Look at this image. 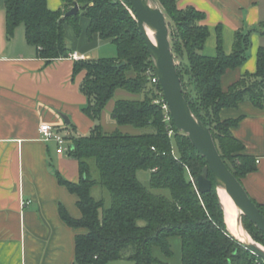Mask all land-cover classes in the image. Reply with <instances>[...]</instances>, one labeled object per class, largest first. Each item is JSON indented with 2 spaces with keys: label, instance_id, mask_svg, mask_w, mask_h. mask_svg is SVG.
Listing matches in <instances>:
<instances>
[{
  "label": "trees",
  "instance_id": "16d2710c",
  "mask_svg": "<svg viewBox=\"0 0 264 264\" xmlns=\"http://www.w3.org/2000/svg\"><path fill=\"white\" fill-rule=\"evenodd\" d=\"M63 9L51 11L47 0H3L5 31L10 38L22 25L25 41L34 46L45 64L68 58L64 27L80 32L79 12L65 16L76 3L87 19V36L110 41L116 58L81 59L73 62L72 77L84 72L79 91L87 100L82 112L94 126L84 136L68 135L66 155L78 163L79 180L70 182L57 170L60 186L77 197L79 218H72L59 204L61 221L72 229L74 264H107L125 260L132 264H156L153 249L171 257L169 240L181 243V264H264L227 230L215 183L199 194L196 178L206 166L188 137L173 125L158 83L151 82L154 65L127 0H61ZM170 28L171 52L178 63L182 93L192 113L210 131L218 153L241 184L256 170V159L244 152L231 133L238 119H221L225 108L250 102L261 108L264 101V50L257 53L256 72L242 74L226 91L221 78L247 59L250 35H264V22L237 31L232 51L223 50L221 30L215 28L216 53H202L210 29L202 25L205 15L193 7L179 9L177 0H155ZM117 90L141 95L140 100H117L110 117L119 126L144 129L138 135L116 130L103 132L98 121ZM168 118V119H167ZM171 132V133H170ZM170 133V134H169ZM149 172L148 187L137 177ZM108 192L110 203L95 199L92 189ZM264 217V206L249 197ZM241 224L250 238L264 247V234L245 216Z\"/></svg>",
  "mask_w": 264,
  "mask_h": 264
},
{
  "label": "crops",
  "instance_id": "0c3cea01",
  "mask_svg": "<svg viewBox=\"0 0 264 264\" xmlns=\"http://www.w3.org/2000/svg\"><path fill=\"white\" fill-rule=\"evenodd\" d=\"M47 6L51 11L63 9L61 0H47ZM177 7H193L205 15L201 24L210 29L203 48L207 56L216 53L215 28H220L223 50L230 54L235 32H245L264 22V0H177ZM87 26V19L82 17L77 35L65 25V39L70 53L92 59L90 55L105 41L95 34L89 39ZM18 28L15 35L7 38L5 10L1 7L0 264H74V236L85 233V229H72L61 221L59 204L72 218L81 215L77 197L58 184L53 170L76 183L80 177L78 163L66 152L57 154L56 143L43 141L38 129L49 124L64 137L89 134L94 122L82 112L87 100L79 91L84 72L73 78L74 60L69 58L45 64L24 36V41H15ZM249 39L244 64L223 74V91L242 74L256 72L257 53L260 48L264 50V35L252 33ZM60 114L67 117L68 125ZM219 115L221 119L240 118L231 133L243 144L244 152L258 161L256 170L241 179V185L249 197L264 206V101L261 108L245 101L237 108L222 109ZM103 120L102 112L98 121L101 128ZM174 239L169 240V258L158 248L153 249L156 264H181L180 239L176 237L178 241L173 244Z\"/></svg>",
  "mask_w": 264,
  "mask_h": 264
},
{
  "label": "water",
  "instance_id": "95a60500",
  "mask_svg": "<svg viewBox=\"0 0 264 264\" xmlns=\"http://www.w3.org/2000/svg\"><path fill=\"white\" fill-rule=\"evenodd\" d=\"M127 1L134 12L138 30L144 39L153 62L155 75L169 117L175 128L188 137L191 145L206 162V166L194 183L197 192L204 194L211 190L212 184L208 178L210 174L215 183L216 192L219 187L223 188L235 207L240 211L239 224L241 227L243 228L241 218L245 216L264 234V217L251 201L242 185L228 170L218 153L210 131L192 113L183 97L181 81L176 71L175 58L171 52L169 29L165 14L155 0ZM78 11L79 7L75 3L65 16L75 15ZM147 31L152 32L155 42L149 39ZM60 117L66 125L69 124L67 117L62 114H60ZM245 233L247 234L246 231ZM239 242L251 253L264 260V248L259 246L258 243L253 240L251 243Z\"/></svg>",
  "mask_w": 264,
  "mask_h": 264
},
{
  "label": "rangeland",
  "instance_id": "374dc122",
  "mask_svg": "<svg viewBox=\"0 0 264 264\" xmlns=\"http://www.w3.org/2000/svg\"><path fill=\"white\" fill-rule=\"evenodd\" d=\"M1 7L4 8L3 0H0V8ZM78 12H79V24H80V21H81L83 16H82V11L81 10H79ZM168 29H169V33H170L169 26H168ZM16 33L17 34H16L15 41H16L17 38L20 40V42L24 41L23 40L24 39L23 36L25 37V33H24V28H23L22 25L19 26L18 32H16ZM14 35H15V31H14ZM202 53H203V50H202ZM116 56H117L116 47L110 41H105L104 44H102V48L96 49L92 53V55H90V57L92 59H96V60L97 59H104V58H116ZM175 64L177 65L178 63L175 61ZM140 99H142L141 95L130 94V93L125 92L123 90L116 91L115 94H114V97L110 101V104H108V106L103 111V115H104V120H103V123H102L103 124L102 125L103 132L110 133V132L118 130V131H120L123 134H129V135H138L140 133L145 132L144 129H137V128H134V127H131V126H119L110 117L111 111H112L111 108H113L112 106L117 100H140ZM137 177H138V179L140 180V182L143 185L148 187L149 172L138 171L137 172ZM92 196L95 199H98V200L99 199H103L107 206L110 203V197H109L108 192L105 191L104 189L100 188L99 186H97V187L95 186L92 189ZM249 238H250V236H249ZM177 239L175 237V239L173 241V244L177 243V241H178ZM259 246L263 247L260 244H259ZM127 263L128 262H126L124 260H117V261L110 262V264H127Z\"/></svg>",
  "mask_w": 264,
  "mask_h": 264
},
{
  "label": "bare ground",
  "instance_id": "6f19581e",
  "mask_svg": "<svg viewBox=\"0 0 264 264\" xmlns=\"http://www.w3.org/2000/svg\"><path fill=\"white\" fill-rule=\"evenodd\" d=\"M147 35L152 42H155L151 31H147ZM218 197L224 214V220L228 231L239 241L243 243H251L252 240L245 233L239 224L240 211L235 207L232 200L229 198L225 190L221 187L218 188Z\"/></svg>",
  "mask_w": 264,
  "mask_h": 264
},
{
  "label": "built area",
  "instance_id": "2783aa9c",
  "mask_svg": "<svg viewBox=\"0 0 264 264\" xmlns=\"http://www.w3.org/2000/svg\"><path fill=\"white\" fill-rule=\"evenodd\" d=\"M68 58L72 59L74 61L84 59L83 56L78 55L76 53H70L68 55ZM151 82L152 83H158V79H157L156 75L151 76ZM163 108L167 111L166 105H164ZM38 131H39V134L41 135V139L43 141H45V142L54 141L56 143V146H57L56 152H57V154L62 155L68 150L67 140L60 133V131L57 130L55 127H53V126H51L49 124H43V125H40ZM257 162L258 161H256V163Z\"/></svg>",
  "mask_w": 264,
  "mask_h": 264
}]
</instances>
